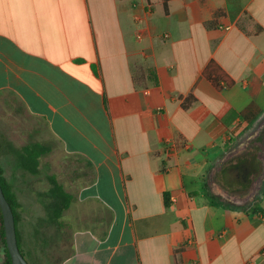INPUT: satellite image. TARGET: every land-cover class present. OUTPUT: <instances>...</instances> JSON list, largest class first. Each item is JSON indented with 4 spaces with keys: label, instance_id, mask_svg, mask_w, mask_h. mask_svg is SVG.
<instances>
[{
    "label": "crops",
    "instance_id": "crops-1",
    "mask_svg": "<svg viewBox=\"0 0 264 264\" xmlns=\"http://www.w3.org/2000/svg\"><path fill=\"white\" fill-rule=\"evenodd\" d=\"M0 102L21 127L0 156L58 145L81 224L63 264H264V177L230 205L221 174L264 115V0H0ZM261 161L224 172L240 189Z\"/></svg>",
    "mask_w": 264,
    "mask_h": 264
},
{
    "label": "rangeland",
    "instance_id": "rangeland-1",
    "mask_svg": "<svg viewBox=\"0 0 264 264\" xmlns=\"http://www.w3.org/2000/svg\"><path fill=\"white\" fill-rule=\"evenodd\" d=\"M8 101L5 100V103H8ZM7 113H10V110L6 112L1 109L0 102V118L1 115L6 116ZM21 115H23V112H21ZM6 118L7 121L0 119V130L5 132L3 134L5 138H10L12 137L11 130L21 127L16 125L14 119L11 121L10 115ZM13 137L18 139L17 135L13 134ZM18 140L19 142L14 143L16 145L20 144L21 147L39 142V138L36 136L23 138L21 135ZM48 144L52 147V152L41 159L37 175L30 174L21 165L17 168L15 165L16 159L12 154L8 153V155L3 156L1 154L0 156V170L2 169V174L10 185L16 202L17 227L21 237V247L27 262L30 264H63L74 251V233L76 229H79L78 227H81L80 222L77 223V226L68 222L71 214L75 211L74 207L66 212L62 218L65 224L62 229H58L55 224L47 219V212L41 202L40 195L50 187L48 177L55 175L58 181L65 185L68 175L66 171L62 173L59 169L58 157L56 156L59 154L58 145L54 141L48 142L46 145ZM231 151H236V153H231L232 155L227 157L222 167V174L227 176L225 182L227 186L224 188L228 196L226 202L230 205L233 204L232 201L243 202L245 206H249L251 203L257 205L258 197H255L257 186L255 187V183L259 178L262 181L264 174H261V176L260 174H254L250 180L251 184L237 189L234 187V176L229 171L226 174L224 171L231 165H240L242 162L251 163L253 155H257V160L264 159V115L258 125H255L250 131L238 138L231 147ZM259 152L261 156L258 159ZM257 164V162L254 163V168L257 167ZM5 261L6 253L0 241V264H5Z\"/></svg>",
    "mask_w": 264,
    "mask_h": 264
},
{
    "label": "trees",
    "instance_id": "trees-1",
    "mask_svg": "<svg viewBox=\"0 0 264 264\" xmlns=\"http://www.w3.org/2000/svg\"><path fill=\"white\" fill-rule=\"evenodd\" d=\"M163 2H164L165 10L168 12L169 0H163ZM204 76L209 81H211L217 89L230 88L235 84L234 81L231 80L225 74V72H223L214 62H211L209 66L206 68L204 72ZM195 101H196L195 98L190 96L189 98L185 100L183 104V108L188 109ZM258 113H259L258 107L256 106L255 103H252L243 111L242 116L245 119L246 123H251L256 118ZM20 151H21L20 152L21 167L24 168L30 174L37 175L39 173L41 158L50 154L52 152V147L49 144L42 145L39 143H31L21 148ZM222 172L223 170L221 171V174ZM48 182L50 184V187L47 189L45 193L40 195L41 202L47 212V216H48L47 219L53 224H55L58 229H62L65 227V224L62 221V218L64 217L65 213L69 211V209L71 208L75 197L74 195L66 191L64 186L58 181L55 175L49 176ZM0 183L3 188L5 196L12 207L14 217H15L19 249L22 255L24 256V258L26 259L25 254L21 247V237H20V234L18 232V227H17L18 215L16 213V202L12 194L11 187L6 181V179L4 178L1 170H0ZM164 198H165V207H170L168 194H165ZM0 241L3 244L4 250L6 253L5 264H12V261H11V258H10V255L8 253L7 246H6L5 231H4L1 210H0Z\"/></svg>",
    "mask_w": 264,
    "mask_h": 264
},
{
    "label": "water",
    "instance_id": "water-1",
    "mask_svg": "<svg viewBox=\"0 0 264 264\" xmlns=\"http://www.w3.org/2000/svg\"><path fill=\"white\" fill-rule=\"evenodd\" d=\"M0 210L3 218L6 246L12 264H29L19 249L14 213L9 201L7 200L4 194L1 183H0Z\"/></svg>",
    "mask_w": 264,
    "mask_h": 264
}]
</instances>
